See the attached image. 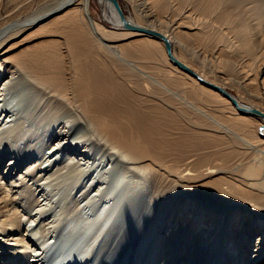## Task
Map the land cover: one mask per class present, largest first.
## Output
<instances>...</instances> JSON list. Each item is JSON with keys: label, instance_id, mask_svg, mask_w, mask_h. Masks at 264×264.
I'll return each mask as SVG.
<instances>
[{"label": "bare ground", "instance_id": "6f19581e", "mask_svg": "<svg viewBox=\"0 0 264 264\" xmlns=\"http://www.w3.org/2000/svg\"><path fill=\"white\" fill-rule=\"evenodd\" d=\"M92 1L56 0L49 9L38 10L23 20L0 21V135L4 134L0 137V264L78 261L71 257H81L85 246L82 242L89 233H82L71 245L62 241L70 238L65 234L52 245L53 235H48L59 221L41 216L50 198L45 191L49 181L69 167L79 175L90 166L100 167L92 178L99 176L97 192L92 194L95 199L102 189L111 186L107 196L112 195L113 203L118 205L125 199L128 204L137 202L134 208L150 217L174 205L192 211L184 218L180 214L178 229L171 228L172 219H164L162 224L168 228L167 248L183 243L184 250L195 249L189 254L169 256L161 264H187L195 258L197 264H264V119L239 110L222 92L173 64L163 40L123 29L119 13L109 0L95 2L103 22L121 31L99 23L91 13ZM134 1L136 16L125 15L127 19L162 32L171 40L172 54L179 61L202 79L224 88L241 107L256 108L264 114L260 103H264V0ZM51 16L52 20L38 25ZM168 24L174 26L172 30ZM26 32L24 38L15 41ZM33 34L38 36L37 42L22 47ZM227 85L239 95L232 94ZM66 117L83 122L84 132L79 129L69 137L70 127L63 122L71 120ZM34 121L43 129L29 133L26 126ZM24 130L32 136V148L36 138L52 139L51 155L38 159L40 162H29L33 149L24 144L28 135ZM84 135L87 139L78 146ZM12 136L17 139L10 146ZM90 145L102 155L99 157L97 151L92 155ZM12 147L24 148V153ZM58 148L71 153L69 161H56L61 153ZM116 166H120L121 173L114 176L118 173L114 171ZM171 188L187 195L188 200L197 196L204 200L202 204L216 208L238 205L244 213L250 209L257 212L254 217L252 211V215L247 213L241 225L246 231L239 259L234 250L224 251L228 255L225 262L204 255L206 247L201 244L211 230L196 231V225L188 229L196 209L187 199L161 202L162 194ZM77 199L74 197L73 206L78 207ZM99 220L93 223V229L97 223L99 226ZM37 221L45 240L31 230ZM134 238H128L125 246L116 241L121 249L113 245L116 250L111 247L115 252L105 264H129V259L139 264L137 248L143 249L145 235Z\"/></svg>", "mask_w": 264, "mask_h": 264}, {"label": "rangeland", "instance_id": "374dc122", "mask_svg": "<svg viewBox=\"0 0 264 264\" xmlns=\"http://www.w3.org/2000/svg\"><path fill=\"white\" fill-rule=\"evenodd\" d=\"M55 1L56 0H1L2 3L0 2V6L1 5L2 6L0 7V21H6L7 20V22H10V20L11 21L12 20L16 21L17 19L18 20H23L26 17L34 14L38 10H43L44 8L45 9H49L51 6H53L55 4ZM133 1L134 0H119L120 5H121L122 10L125 13V15L126 16H132L133 18H135V16H136V7L135 6H137V5H136L135 1L134 2ZM138 2H139V0H138ZM91 13H92L94 18L99 23L104 24L105 26H107V28L115 30V31H121V30H117L116 28L114 29L113 25L106 24V23L103 22L102 17H101V10H100L99 6L97 5V3L95 2V0H93L92 4H91ZM52 18H54V16H51V17L47 18L46 20H43L38 25L40 26V25H42V24H44L46 22H49L50 20H52ZM38 25L35 26V28H32V30H30V32L34 31L37 27H39ZM168 26H169V24H168ZM173 27L174 26H171V24H170L169 29L171 28L170 30H172ZM33 33L36 34L35 32H33ZM27 34L28 33L26 32L25 34L19 36L18 38L15 39V41L21 40ZM34 34H33V36H31L32 37L31 39H29L27 42L23 43L22 47L27 46V45H31V44H34L35 42H37L38 36L37 35L34 36ZM227 89L232 94L239 95L238 91L234 87L227 85ZM244 100L246 101L247 98H245ZM247 101H249V100H247ZM247 101H246V103H248ZM262 102L263 101H261L260 103L264 107V103H262ZM228 114L229 115H233L229 111H228ZM65 119L71 120V122H69L67 120H64V122H63V125L65 124L66 126L70 127V131L69 132H71V133H69V137H73V134L75 135V133H79L80 130H81L80 132H84L85 129L83 128L84 127V123L83 122H79V121L78 122H76V121L73 122L72 119L69 118V117H66ZM38 126H39V129H38ZM6 127H8V126H6ZM26 127H28L30 129V130L27 129L29 131V133H30V131L32 133V132H34L36 130L40 131V130L43 129L42 128V124H39L38 121L37 122L34 121L33 123L31 122V125L28 124ZM6 129L9 130V127L6 128ZM25 130H24L25 134H28V133H26ZM3 136H4V134L0 135L1 138ZM84 136L82 137L83 139H80V142L83 140L82 141L83 144H84L85 138L87 139V137L86 136L84 137ZM16 139H17L16 136H12L9 139V141H10L9 145L11 146V142L14 144ZM32 141H33L32 140V136H29V134L25 135L24 144L27 147H30V149H33L32 153H30V155H29L31 157V159H30V157L28 158L29 162L33 161V160L42 161L43 160L42 158H46L48 155L49 156L51 155L50 147H52V144H53L52 139H49L48 137H46L45 140L37 141V138H36L34 140L36 145H34L35 147H33V148H32V146H30V144H33ZM82 142L78 146H81ZM88 144H93V143L89 142ZM91 147L92 146L90 145V148ZM259 148H263V147H259ZM13 149H15L19 153H21V152L24 153L23 152L24 148H22L21 150H17L14 147ZM58 149H60V148H58ZM91 149H92V153H91L92 155L96 151H97L96 153L99 152L98 153L99 157L102 155L101 151L96 150L97 148L92 147ZM62 150H61V153H60L61 155L59 154L57 156L56 161L57 162H61V161H64L65 159L67 161H69L68 157L72 156L71 153H69V151L68 152L65 151L64 149H62ZM248 151L250 153H252L254 150L248 149ZM260 155H261V153H260ZM42 156H44V157H42ZM65 156H67L68 159ZM262 156H264V155H262ZM237 162H239V161H237ZM76 163L77 162L69 163V165L72 166V165H75ZM52 166H54V165H52ZM70 168H72V167L64 169V171L60 172L59 175L57 174L56 175L57 177L55 176L56 178L54 177L53 179H51L49 181L48 184H50V185L46 186V190H45L46 191V196L48 195L50 197L49 198L47 196V198H49L50 202L49 201L47 202V205H46V207L44 209V211L45 210L46 211L44 212V215L41 216V218L42 219L51 220V221L53 220L55 222L59 221L58 226L57 227H53V230H52L53 233H50L48 235V236L53 235V240L52 241H54V242L51 241L52 245L57 243V241L60 240L61 237H64L65 234L67 235V237H70V238H67V240H62V241H67L68 244L71 245L73 242L75 243V239L78 238L79 235H81L82 233L84 234L86 232L89 233V235H86L84 237V239L86 237L87 238L85 240L83 239L84 241L82 243H83V245H85L84 246L85 248L83 247V253H82L81 257L79 259L77 258L76 255H72V257H71L74 261H76V260L79 261V262L76 261L74 264H105V263L108 262L107 260H109L108 257L110 258V254L113 251L115 252V250L119 249V247L121 246L120 244L118 245L119 242L123 243L124 246H125V245H128L127 242L130 241L129 239L134 238V237L137 238L138 235H139V239H140V235H143V234L145 235V238H143L144 241H145V245H144L143 249L141 247L137 248V249H139L137 251L138 255H141V262L139 264H161L165 260L170 258L172 255H176V257H177V255H179L180 253H182V254L183 253L184 254L188 253L189 254L195 249V248H192V246H190V248H192V249H190L191 251L190 250L186 251V250H184L186 245H183V243H181L179 246L177 245V247H170V248L168 247L167 248V241H166V237L165 236H166V230H168V228L164 227V224H162V222H164V219L166 221L172 219L173 223L170 222L171 223L170 224L171 228H173V229L177 228L178 229L180 220H177V219L180 217V214L182 215L181 218H184L187 213L192 214V211L190 212L188 207H187L188 209L185 208V210L183 211V210H180V207H178V206L176 207L173 204L174 207L172 206V208L165 209V210H161V209L159 210V213L162 216L157 214V216H155V217L154 216L150 217V216L145 215V213L142 212L141 210L134 208V206L138 204L137 202H129L130 204H128V202L126 203V201H125L126 199H125V200L121 201L122 203L121 202L118 203V205H116L117 204L116 202L113 203V200H112L113 197H111L112 195L110 197L107 196L109 194V190H110L111 186H106L105 190L102 189V191L98 195H96L97 199H95V196H93L92 194L94 192H97V188L95 186L97 185L96 181L98 180L99 176H98V178L96 177L94 180L92 178H93L94 175H96V173H97V171H98V169L100 167H97V168H93L91 166L90 167H85V169L83 171H81V174H79V175L78 174L76 175V173H73V171L71 172ZM114 171L118 172V173H114L115 174L114 176H116L117 174L121 173L120 172V166H116L114 168ZM231 172H234V171H231ZM134 174H136V173L131 172V175H134ZM106 175H109V174L107 173ZM229 175H231V174L229 173ZM126 177H127V175H126ZM134 177H138L139 178L140 175L137 174V175H134ZM95 183H96V185H95ZM85 188H86V191L83 190ZM64 189H66V190H64ZM66 192H67V194H66ZM51 193H52V198H51ZM73 193H74V195H73ZM166 193L162 194L163 198H162L161 202H167V201L171 202L173 200L174 201H178L179 200L177 203H180L183 200L187 199V201H189L190 203H194L195 204L194 209H196L195 210L196 215L195 214L192 215V220H191L192 223H191V225L189 226L188 229H190V227L193 229L194 228L193 225H196V231H200V229L202 230L203 228H206V229L209 228L208 230H211V233L208 234L209 237L207 238V240H209V241L206 240V242H204L202 244L199 243V244H201L203 246L205 245V247H206V249L204 251L205 252L204 255H207L208 257H210L211 259H214V260L219 258L220 261L222 259V262H225V260H226L228 255H227V252H224V251H228V250L232 251V250H234L232 252H234L235 257H237V259H239V256L242 255V250H243V246H244V242H245L244 231H246V229H243L244 226H241V225H242V223H244L245 215H247V213L251 214L253 212L252 213L253 215L251 214L253 217L258 215L255 210L254 211H253V209H250L249 211L247 210V212H245L246 213L245 214L244 212H242V210H240V208H239L240 206H238V205H231V206L227 205V206H225L226 208H224V206H222L224 209L223 208L221 209V207H217L216 208L215 206H213L210 203H207V205L203 203L204 204L203 205L201 202L204 201V200L199 199V197L193 196V197H191L188 200V196L187 195H184L183 193H178L177 194V192L175 190H173V188L168 190ZM105 194H106V197H105ZM69 195H71V196H69ZM80 195H82V196H80ZM73 196L77 197L78 198L77 200L80 202L78 204V207L77 206H73V200H74ZM168 196H170V198ZM66 197H69V198H66ZM107 197H109V199ZM146 197H148V198L150 197V193L149 192L146 193ZM171 197H173V198H171ZM150 198H149V200H150ZM94 199H95V201H94L95 203L93 202ZM96 200H97V202H96ZM119 201H120V199H119ZM170 202L168 204H170ZM74 203H75V200H74ZM119 204H121V205H119ZM123 204H125V205L123 206ZM56 205H58V206H57V208L55 207L56 209H54V206H56ZM68 205H70V206H68ZM109 206H111V207H109ZM191 206L192 205L190 204L189 207H191ZM235 206H237V207H235ZM79 207L82 208V209H80ZM121 207H122V210H121ZM123 207H125V208L123 209ZM103 208H105V209L102 210ZM131 208H132V210H131ZM243 208H245V207H243ZM112 209H114V210H112ZM225 209H227V210H225ZM111 210L114 211V212H112ZM221 210H223V211H221ZM101 211H104L105 214L103 212L101 213ZM229 211L231 212V214L229 213ZM124 212H126V213H124ZM129 212H133V214L129 213ZM218 212H222V213H218ZM110 213H111V215L113 213L115 215L111 216ZM100 214H101V216H100ZM134 216H135V218H134ZM98 217H99L100 220H102V218H104L106 220L103 219L104 221L102 220L101 222L99 220V222H100L99 226H98V223H97V226H94V229H93V223H95V221L98 220ZM107 217H108V219H107ZM159 217L163 218V219H160ZM193 220H195V221H193ZM37 223H38V221L34 222V224L32 225L33 229H31V230H33V231L35 230L36 231L35 233L38 234L37 237L38 238L42 237V239H43L44 237L42 236L41 233H39L40 230H39V227H38ZM103 223H105V224H103ZM148 223H150V224H148ZM104 226H105V228H103ZM133 227H135L137 229H135ZM114 228H115V230H114ZM128 228H129V230H128ZM188 229L186 231L187 234L189 233ZM114 231H115V233H114ZM122 232H124V233H122ZM129 233H131L132 237L129 236ZM96 235H97V237H96ZM125 235H127V236H125ZM188 236L189 235H187V238L190 237V236L189 237ZM240 236H241V238H240ZM93 237H96V238H93ZM97 238H98V240H96ZM135 238L133 239V241L134 240H138V239H135ZM215 239H217V240L214 241ZM218 239H220V240H218ZM43 240H45V239H43ZM150 240L152 242H150ZM153 241H154V243H153ZM241 241H243V243H241ZM82 243L77 245V246L78 247L81 246ZM150 243L151 244L153 243V245L150 246L151 245ZM75 245L76 244H74L73 246H75ZM90 245H92V246L90 247ZM113 245L114 246L117 245L115 247L116 249L114 248ZM181 245H182V247H181ZM195 245H197V244H195ZM174 246H176V245H174ZM111 247L114 248L115 250L112 249ZM147 247H148V249H147ZM221 247H225V249L221 248ZM111 249H112V251L110 252L109 250H111ZM120 249H121V247H120ZM108 252H109V254H108ZM129 255H131V253ZM119 256H118L117 259L114 257L116 259V261L120 260L121 256L120 257ZM195 260H196V258L191 263H187V264H197L198 261L197 260L195 261ZM128 261H130L131 264H136L137 260L129 259Z\"/></svg>", "mask_w": 264, "mask_h": 264}, {"label": "water", "instance_id": "95a60500", "mask_svg": "<svg viewBox=\"0 0 264 264\" xmlns=\"http://www.w3.org/2000/svg\"><path fill=\"white\" fill-rule=\"evenodd\" d=\"M114 7L116 8L117 12L119 13V17H120V21H121V27L125 30H132V31H138L150 36H153L155 38L161 39L165 42V46H166V50L168 53V56L171 60V62L173 64H175L176 66H178L180 69L184 70L185 72H187L188 74L198 78L200 80V82H202L203 84H205L206 86H209L210 88H214L220 92H222L225 96H227L228 98H230L233 103L235 104V106L244 112H249L252 114H257L260 117H262L264 119V114L262 112H260L259 110H257L256 108H251V107H246L243 108L241 107L240 104H238L237 100L228 92L226 91L224 88L216 86L215 84L208 82L204 79H202L197 73H195L191 68H189L188 66H186L185 64H183L181 61H179L173 54H172V42L171 40H169L162 32L151 29V28H147V27H143V26H139L136 24H133L129 19H127V17L125 16V13L122 10V7L120 5L119 0H109ZM261 129H264V125L261 127Z\"/></svg>", "mask_w": 264, "mask_h": 264}]
</instances>
